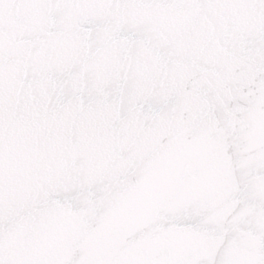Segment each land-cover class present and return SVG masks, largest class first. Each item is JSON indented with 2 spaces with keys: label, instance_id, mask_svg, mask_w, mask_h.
I'll list each match as a JSON object with an SVG mask.
<instances>
[{
  "label": "water",
  "instance_id": "95a60500",
  "mask_svg": "<svg viewBox=\"0 0 264 264\" xmlns=\"http://www.w3.org/2000/svg\"><path fill=\"white\" fill-rule=\"evenodd\" d=\"M117 36L131 57L119 79L95 65L79 85L41 79ZM262 170L264 0H0V264L212 262L221 249L224 264H257ZM45 179L57 203L27 201ZM242 185L247 200L233 199ZM195 204L219 210L223 235L156 227L157 211Z\"/></svg>",
  "mask_w": 264,
  "mask_h": 264
},
{
  "label": "snow or ice",
  "instance_id": "6c2138e0",
  "mask_svg": "<svg viewBox=\"0 0 264 264\" xmlns=\"http://www.w3.org/2000/svg\"><path fill=\"white\" fill-rule=\"evenodd\" d=\"M13 7L16 9L15 18L19 20L20 14H22L26 5L18 2ZM134 38L132 37V39ZM113 46L115 47L113 48ZM127 48V43L119 36L108 39L103 44H96L91 48L85 43L82 45L79 54L75 57V60L78 61V67L65 65L60 73L43 72L41 73V79L47 80L49 83L58 82L67 86H71L73 83L79 85L87 79L90 65H95L97 72L106 73L114 79H119L121 72L118 65L128 63L131 59ZM110 50L115 51L116 54L108 56L107 53ZM133 174L134 169L129 167L127 175L131 176ZM259 176L261 180H264V170L259 173ZM69 179L78 186V191L87 193L93 200L95 199V191L87 183L81 181L75 175L70 176ZM120 179H124V177L121 176ZM102 187L106 193L114 191L110 185H104ZM24 194L26 200L29 202L39 200L40 206L57 203L55 189L46 179L42 181L38 180L35 184L25 189ZM3 195L4 189L0 187V197H3ZM247 196V187L242 185L241 191L236 193L233 199L243 197L247 200ZM60 203L63 202L61 201ZM252 203L258 211H264V199H257L252 201ZM218 213L219 210L210 204H195L192 207L181 209L171 215L162 214L157 211L155 213L156 227L164 231L176 230L198 235L207 233L210 239L215 240L224 233L222 227L214 226L212 223ZM234 235L235 232L229 228L227 239H232ZM172 264H224L223 250H220L217 254V259L212 262L199 257L187 256L178 258ZM257 264H264V247L261 248V257Z\"/></svg>",
  "mask_w": 264,
  "mask_h": 264
}]
</instances>
